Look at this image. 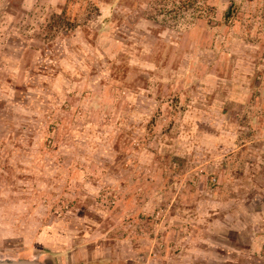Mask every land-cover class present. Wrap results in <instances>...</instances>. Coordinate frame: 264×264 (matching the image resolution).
<instances>
[{
	"label": "rangeland",
	"instance_id": "1",
	"mask_svg": "<svg viewBox=\"0 0 264 264\" xmlns=\"http://www.w3.org/2000/svg\"><path fill=\"white\" fill-rule=\"evenodd\" d=\"M160 4L0 0V117L11 113L13 88L38 79L65 91L37 115L12 114L34 124L31 143L0 124V251L41 254L45 264L75 251L108 264H264V0H170L173 21L140 18L124 28L129 14H154ZM52 15L73 23L75 37L49 28ZM81 28L111 77L97 82V64L62 86L41 77L51 51ZM189 109L187 120L212 143L172 156L188 137ZM132 121L140 125L133 138ZM83 128L127 155L162 143L128 159L110 183L70 152ZM94 142L82 139L92 150ZM257 237L262 252L247 260Z\"/></svg>",
	"mask_w": 264,
	"mask_h": 264
},
{
	"label": "trees",
	"instance_id": "2",
	"mask_svg": "<svg viewBox=\"0 0 264 264\" xmlns=\"http://www.w3.org/2000/svg\"><path fill=\"white\" fill-rule=\"evenodd\" d=\"M187 1L193 3L195 2V0ZM160 3V8L155 9L153 12L154 14H149L145 12L141 13L140 15L137 12L129 14L125 19L124 28L126 29L130 25V23H133L132 21H134V19L138 21L140 18H144V20H154V22H157L155 20L158 19V16H163L164 19L160 21L162 24H165V22L172 20V16L170 15L173 14L174 11L166 10V6L170 3V0H160ZM178 10L180 11V9ZM231 13V10L226 12L224 14L225 18H229ZM49 24V28L57 30L58 32H64L63 37L65 36V38L69 36L75 37L76 35H73L75 33L76 26L73 23L69 22L63 15H52L49 18ZM80 31L81 32L77 33L78 36L75 39L72 38V43L70 42L67 46H64L63 44H58L56 46L57 49L51 51V56L46 60V63L43 65L44 69H42L41 71V77H48L49 79L51 78L54 81L58 82L57 85L62 86V78H82L84 77L85 69L91 68V66L94 64H97L98 66H94L99 69V74L97 75V82H102L108 77H111L110 71L107 70V60H105L103 57L101 59L93 57L90 53L92 46L91 42L92 40H94L91 31H87L83 28H81ZM47 57L48 56H46V58ZM63 59H66L68 61V65L66 66V68H64V66L60 64ZM67 68L69 70L68 72L65 71ZM45 85H47L46 81L40 83L38 79H36L33 80L32 83H30V86L23 89L13 88L12 91L8 94L7 104H9V112L11 113L9 115L2 114V117H0V124L5 127L8 126L9 128L11 127L14 130H17L16 132H14L15 135L13 134V132L12 134L14 136H19L21 138V142L31 143L32 126L34 124L30 122V119H26L25 121H22L21 119H14L12 117V114H16V108L23 109L27 111L28 114L36 112L37 115L42 112L43 107L46 106V104L51 102L57 103L63 100L65 94L64 90H59L56 86H54L53 90H48L44 89V87H41ZM28 90L31 91L30 96L27 95ZM32 102H34V104ZM188 112L191 113L184 120V128H186L185 134H187L188 137L185 136L181 142H177V147L174 148L172 156H177L180 153H184V155H186L187 153L185 152H188V148L195 147L197 145V142L198 146L201 145L205 148L204 145H206L207 140H202V138H204V136H207V133L201 132V130H199L198 128L197 130H194V122L188 121L187 119L195 112V110L189 109ZM7 116L11 117L8 119ZM32 119L37 118L32 117ZM126 127L129 129V131H127L128 137L132 138L140 130V125L136 124L133 121L129 123V125ZM0 129L3 128L1 127ZM88 131H86L85 128L79 129L78 131L75 130L73 139L76 143L75 147L77 149L74 150V148H72L70 149V152H73V154L76 153V160H78V162L83 161L86 164H92L101 169L106 175V181L110 183H117V181L122 178V174L125 169L124 165L126 164L128 159H136L137 156L141 153H144V155L154 154L153 150L155 151V149L162 143L158 142L159 139H154L149 143L147 148L145 150H142L140 153H131L127 155L121 152L117 145L105 144L103 140V134H101L99 131H94V128H89ZM85 136L92 138L95 141L94 143L96 144L91 145L94 150L90 149L89 147L85 148V145H83L84 143L82 144V139H85ZM101 142H103V145H100ZM154 142H158V144L154 146ZM163 142H165V140H163ZM207 143L210 147L209 144L212 143V140L208 139ZM10 146V152H28L26 148L21 149L19 146L13 144H10ZM209 150H213V148H210ZM204 152H207V150H204ZM203 156L205 155L203 154ZM212 156H214V154H208L207 157ZM177 160L179 159L174 158L173 161ZM137 167L139 166L137 165Z\"/></svg>",
	"mask_w": 264,
	"mask_h": 264
},
{
	"label": "crops",
	"instance_id": "3",
	"mask_svg": "<svg viewBox=\"0 0 264 264\" xmlns=\"http://www.w3.org/2000/svg\"><path fill=\"white\" fill-rule=\"evenodd\" d=\"M262 252V248H261V245H260V239L259 237L255 238L254 241L252 242V244L244 251V254H246V258L247 260L250 258V255H256V256H259V253ZM82 252L78 251V252H70L67 257H66V261L63 260L62 263H58V261H55L56 264H108L102 260L98 261H92V259H87V260H84L85 258H83L82 256ZM82 257V260L84 261H78V260H81L80 258ZM61 259V258H59ZM135 263V262H134ZM134 263H131V264H134Z\"/></svg>",
	"mask_w": 264,
	"mask_h": 264
},
{
	"label": "water",
	"instance_id": "4",
	"mask_svg": "<svg viewBox=\"0 0 264 264\" xmlns=\"http://www.w3.org/2000/svg\"><path fill=\"white\" fill-rule=\"evenodd\" d=\"M0 264H45V258L30 252L0 251Z\"/></svg>",
	"mask_w": 264,
	"mask_h": 264
}]
</instances>
